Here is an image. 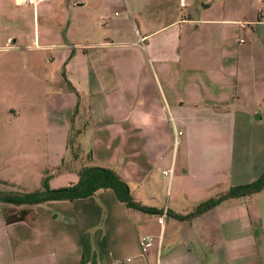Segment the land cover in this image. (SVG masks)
Here are the masks:
<instances>
[{
	"label": "crops",
	"instance_id": "0c3cea01",
	"mask_svg": "<svg viewBox=\"0 0 264 264\" xmlns=\"http://www.w3.org/2000/svg\"><path fill=\"white\" fill-rule=\"evenodd\" d=\"M184 1H75L93 11L106 35L75 45L60 93L83 105L78 134L90 138L89 148L73 149L114 171L134 202L160 213L125 208L110 190L27 207L31 224L6 225L0 211V264H264L255 194L191 218L165 217L166 210L185 216L264 170V0ZM46 2L13 3L37 11ZM23 40L35 42L34 50L50 47L38 30ZM70 111L77 119L78 104ZM68 119L49 126L65 131V146ZM45 145L38 182L53 169L50 189L75 184L81 157L69 160L62 145L52 154L48 136ZM61 163L67 170L55 172ZM142 236L151 240L144 254Z\"/></svg>",
	"mask_w": 264,
	"mask_h": 264
},
{
	"label": "rangeland",
	"instance_id": "374dc122",
	"mask_svg": "<svg viewBox=\"0 0 264 264\" xmlns=\"http://www.w3.org/2000/svg\"><path fill=\"white\" fill-rule=\"evenodd\" d=\"M75 1L48 0L46 6L34 11L14 5L21 0H13L14 3L0 0V182L5 185L0 186L1 190L29 192L39 187L36 175L46 163L45 138L48 136L52 154L65 138L64 130L49 131V126L62 124V118L69 113L72 128L67 139L71 140L72 147H78L79 143L82 150L89 148L90 138L78 134V130L82 134L79 127L84 126L82 102L79 104L80 100L73 99L72 95L62 97L60 93L66 84L63 80L67 69L71 67L68 75L72 73L75 45L85 39L91 42L105 36L106 30L101 28L103 23L92 17V10H79ZM106 15L108 22L111 12L107 11ZM35 30L50 45L47 50H34L35 42L23 40ZM77 104L80 114L75 119L70 108ZM71 146L67 155L74 161L81 152L76 150L77 157L72 159ZM65 148L62 145L61 150ZM86 159L84 155L77 163L83 164ZM52 170L44 171L42 177L48 174L51 178ZM250 199L264 213V188ZM24 208L1 205L0 211L17 213Z\"/></svg>",
	"mask_w": 264,
	"mask_h": 264
},
{
	"label": "trees",
	"instance_id": "16d2710c",
	"mask_svg": "<svg viewBox=\"0 0 264 264\" xmlns=\"http://www.w3.org/2000/svg\"><path fill=\"white\" fill-rule=\"evenodd\" d=\"M71 140L67 139L66 148L70 150ZM74 153L77 149H73ZM86 162L80 164L77 169L78 180L75 184L50 189L48 181L50 175L44 174L40 179L39 187L29 192H11L0 189V205L7 206L9 208L17 207H31L46 202H59L68 201L72 202L79 199H86L93 196L97 191L110 190L115 199L124 205L125 208L137 210L146 214H159L160 212L153 210L152 208L143 207L134 202L129 194L127 184L111 169L101 168L91 165L89 153ZM77 155L74 153L72 159H75ZM56 169L55 172L59 173L61 170H67L66 164ZM0 186H5L0 182ZM264 188V171L250 183L238 185L229 188L224 194L217 197H212L204 202L199 203L192 212L185 216L173 215L168 210L165 211L166 218H173L175 220H182L191 218L193 216L201 215L216 206L221 202L228 199H238L252 194L259 193ZM9 210V209H8ZM1 215L4 224H13L18 222L32 223L34 221V213L30 208L20 209L17 213L7 212V210L1 211Z\"/></svg>",
	"mask_w": 264,
	"mask_h": 264
},
{
	"label": "built area",
	"instance_id": "2783aa9c",
	"mask_svg": "<svg viewBox=\"0 0 264 264\" xmlns=\"http://www.w3.org/2000/svg\"><path fill=\"white\" fill-rule=\"evenodd\" d=\"M42 1H48V0H42ZM179 5L181 7H184L185 1L179 0ZM260 10L264 11V3L261 4ZM177 134L180 135V132H178ZM162 175L167 176L169 175V173L165 171L162 173ZM138 247H139L140 253L144 254L147 251V249L151 247V240L149 239V237H146V236L140 237L138 239Z\"/></svg>",
	"mask_w": 264,
	"mask_h": 264
}]
</instances>
